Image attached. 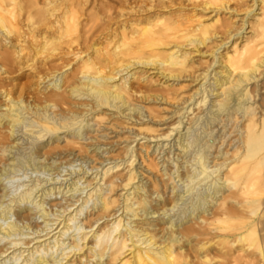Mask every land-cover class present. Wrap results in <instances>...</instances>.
<instances>
[{"label":"bare ground","instance_id":"6f19581e","mask_svg":"<svg viewBox=\"0 0 264 264\" xmlns=\"http://www.w3.org/2000/svg\"><path fill=\"white\" fill-rule=\"evenodd\" d=\"M184 1L125 0L121 5L116 0L101 6L105 13L86 14L80 10L83 0H0V191L21 171L59 169L61 164L50 162L58 154L59 143L54 144L64 132L68 143L82 147L85 133L93 128L86 120L89 115L101 124L109 120L107 109H115L112 117L139 121L133 124L140 125L136 136L147 140L141 146L145 154L127 144L126 173H120V164L101 171L96 189L83 201L86 206L94 201V211L85 227L76 226L79 234L70 244L64 236L86 206L64 216L75 202L61 211L49 210L46 200L77 193L84 176L64 189L31 180L23 190L18 189L25 185H18L19 192L8 203L10 194L4 192L0 242H8L0 245V264L12 253L10 264H212L216 253L225 256L224 250L243 253L235 259L252 255L255 224L264 217V0H253L250 6L258 12L241 24L234 20L238 8L228 7L227 0ZM249 8L248 14L254 11ZM222 11L230 16L223 20ZM207 13L213 14L212 23L207 22ZM207 57L211 58L200 69V61ZM25 68L43 85L36 93L30 90V81L16 83L20 77L15 76L24 75ZM149 70L159 74L158 82ZM14 73L18 74L12 77ZM184 78L195 83L188 96H183L189 88L182 85ZM137 81L157 83L159 89L148 94ZM77 97L85 100L72 103ZM144 99L181 102L173 111L179 120L170 131L159 133L152 126L155 122L143 120L142 108L134 101ZM78 107L83 111L79 113ZM175 131L174 144H167L173 156L163 159L160 167L151 153L160 154L166 145L156 144L150 152L149 140L170 138ZM25 132L30 134L26 139ZM16 140L26 141L29 151ZM225 142L230 148L224 151ZM94 147L97 160L100 147ZM137 158L160 172L162 179L144 183L134 165ZM164 177L175 185H168ZM170 187V195L163 198L162 189ZM119 190L125 193L119 195ZM119 210L122 213L115 217ZM12 211L15 221H9ZM38 215L43 228L30 222ZM110 217L115 218L95 228ZM51 221L58 222L55 229L49 226ZM24 230L40 235L26 240L21 237L31 233ZM257 250L264 255V245Z\"/></svg>","mask_w":264,"mask_h":264},{"label":"rangeland","instance_id":"374dc122","mask_svg":"<svg viewBox=\"0 0 264 264\" xmlns=\"http://www.w3.org/2000/svg\"><path fill=\"white\" fill-rule=\"evenodd\" d=\"M109 1L111 3L116 2V0H83L82 6L80 9L81 13H84V12L86 14L87 13L88 14L105 13V10L102 9V7L108 6V4H109V6L114 4V3L110 4ZM130 1L133 2L135 0H130ZM230 1L231 0L226 1V2H228L227 3L228 7H230V8L235 7L236 9L238 8L237 14L240 12L238 15L235 16L234 20H236V21H240L242 19L251 20L253 17V14H255V12L256 13L258 12V10L255 11L253 9V7H251L254 4L253 0H243V1L242 0H233L231 2ZM117 2H120L121 5L125 4V3L123 4V2H125V0H123V1L117 0ZM180 2H181V0H180ZM184 2H183V4H184ZM41 3H42V1H41ZM238 4L242 5L243 7L239 6ZM248 6L250 7L249 9L254 10L250 14H248L249 13L248 9H247ZM181 7H183V6L177 7L176 9L181 8ZM186 8H188V7H186ZM225 12L226 11H222V13L220 15V18H223V20L230 16V14H227ZM205 16H206L205 18H206L207 22L212 23L213 14L207 13ZM239 23L241 24V21ZM201 48H203V47H201ZM204 50H206V49H204ZM197 58L198 57H195L194 59L197 60ZM210 58L211 57H207L204 60L200 61V62H202V65L199 66L200 69H201V67L203 68L207 65L204 62L209 61ZM203 63H204V65H203ZM199 67H196V69H198ZM215 67H217V66H215ZM63 70H61V71H63ZM138 70H141V68H139ZM22 71L24 72V75L18 76L17 75L19 73L18 72V73L12 74L11 76L13 77V76L17 75L15 77H20L16 81V83H19V82L25 83L26 81H30V82H28L31 85L29 88L32 92L36 93L39 90V88H41L43 85H39L37 82V79L33 78L31 69L25 68V70L23 69ZM149 73H150L151 77H153L152 79L157 80V82L159 81V74L156 75L155 70H149ZM186 74H188V73H186ZM187 80H189V79H187V78L182 79V85H185V86L188 85V87H189V88H186L183 96L189 95V92H191V91H189V89H191V88H192V90L195 89L194 86H193L194 88L192 87V85H195V83L191 84L190 82H187ZM163 81H164V79H163ZM211 82H213V79H211ZM140 83H141V85H143V87H147V88H144L143 90L148 94H153L159 89L157 83H154V82L143 83L142 81L141 82L137 81V84H140ZM198 87L199 86L197 85L196 88H198ZM149 89H152V90H149ZM49 90H50V88L47 91H49ZM147 90H149V91H147ZM198 97L199 96H197V98ZM29 100H31V99H29ZM83 100H85V98L82 99L81 97H77L76 99L73 98L71 100V102L72 103H80V101L83 102ZM194 101L195 100H193V102ZM176 102L174 101V102H172V104H165L163 102H155L153 100L151 101L149 99H144V100H140V101L135 100L134 106H140L142 108L144 121H151V123L155 122V125H152V126L154 128H157L159 130V133H164V132L170 131L173 128L172 124L179 120V118H178L179 114H177V115L173 114V111L178 110L181 107V106L180 107L176 106L177 104L180 105L181 102L180 101H176ZM83 109H84V107L76 108V110L79 113L82 112ZM150 110L155 111V114L157 113V117H155L154 114L150 112ZM114 112H115V109H109V110L107 109V113H108L107 118L109 117V120L107 119V121L101 122V124H98V123H100L98 120L92 119V115H89L88 117H86V120H89V123L91 125H93V128L91 131H89V133H85L84 138L81 140L83 149H81L82 147L75 146V145L72 146V144L68 143V139H66V137H64L65 133L62 132L60 134L61 140H59V142H56L54 144V145H57L59 143V145L56 146V147H58V150H57L58 154L54 155L51 158L52 160H50V162L51 161H55V163L57 162L56 164H58V166L61 164L60 168L55 170L54 172L50 171V172H45V173H34L33 170L21 171L18 173V176H16L15 179L5 181L7 189L1 190L0 196L8 190V192L10 194L6 199V201L8 203L9 199L14 194H17L18 190H23L24 188L27 187V185L31 184L32 183L31 180H34V179L44 180L42 182V185H44V186L47 185L46 187H48V186L52 187L53 185H57V187L61 186L64 189L66 187L65 186L66 184H69L73 181H77L79 178L84 176V178L81 179L79 182V187L81 189L77 193H73V195H72V193H67L66 196L63 194L53 195L46 200V206L49 210H51V209L61 210L63 205H66L67 203L75 202V205H72L71 207H69L68 211L65 212L64 216L68 215L71 212H73L72 213V215H73L78 210H80V208L82 206H86V204L83 201L86 200V198H88L89 193H91L92 191H94V189H96L94 187L100 178L101 171H103L104 168L120 164L121 165V167L119 169L120 173H126L128 171L129 163L126 162V160L128 158L123 160V156L125 154V148H126L127 144H130V147L134 148L138 152L141 151L145 154V150L141 149V146H142V144L146 143L147 140L144 139V136H140V137L136 136L137 133H139V126L140 125H135V126L133 125V124H139V121L137 123L136 119H133V120H130V122H129V120H126V118H124V117L120 118L117 114L114 115V116H116V118H114L110 115ZM197 112L198 111L196 110L195 113H197ZM28 116L31 117L32 120L35 119L34 117H32V115H28ZM187 116H188V114H186V116L183 118L184 123L188 121ZM190 117H194V114L190 115ZM127 121H128V125L126 126L125 124H127L126 123ZM77 126H79V124H77ZM77 126H75V127H77ZM187 127H188V124H187ZM182 129H183V126L181 127L180 130H182ZM184 131H186V129H184L183 132ZM217 132L218 131H216L215 133L217 134ZM25 133L26 134H23V136L26 139L29 137L30 134L28 132H25ZM176 133H177V131L173 132V135L170 138L162 137V138H156V139L152 138V140H149L150 152H152L153 147L156 144L164 143L166 145L163 147L160 154H159V152L151 153L152 157H158L156 159V161L160 162V167L163 164V162H162L163 159L167 160L168 157L171 158L173 156V154H168L169 145H167V144L168 143H170L171 145L174 144V141L177 138ZM19 135H22V133L20 132ZM134 137H136L135 141H133ZM34 138H35V136L33 135L30 138V140L34 139ZM47 138H48V136L45 139H43V141L47 142L46 141ZM227 139H228V137H227ZM15 142L19 143L22 150L26 149V151H29L30 145L26 141L22 143L21 141L16 140ZM226 142H227V140H226ZM226 142L221 147V149H224V151L230 148V146L226 147ZM89 145H93V147L88 149ZM94 146L100 147V150L98 151V153L100 155H97V157H96V158H98L97 160H95L93 158V156L95 155V152H92L93 149L95 148ZM47 149H49V147H47ZM176 156L177 155H175V157ZM44 158H45V156L41 157L40 159L44 161ZM47 161L48 160L46 159L45 162H47ZM69 161H71V162H69ZM10 163L11 162L8 160L7 164H10ZM2 165L3 164H1L0 166H2ZM134 165L136 166L138 171H141L139 175H140V178L143 179L144 183H150L151 181H153L156 178H161L160 172H158L157 170L152 171V170L148 169L147 168L148 165L146 163L143 164L142 160L140 158H137V161L135 162ZM211 165H213V163H211ZM92 166H95L96 168L92 169ZM81 169H84V171L86 170L87 173L84 174L83 171H80ZM163 170H164V167H163ZM114 172H116V169L114 170ZM97 173H99V174L97 176L98 178L95 181V180H93V178L96 176ZM51 178H53V179L50 180L49 183L45 184V181L49 180ZM85 179H86V181H85ZM91 180H93V181H91ZM163 180H166L168 185H170V186L175 185V183H173V181H171V180H168L167 177H164ZM89 181H91L92 184L88 186ZM179 183H181V182H179ZM100 184L104 185V181H101ZM18 185L19 186L25 185V186L17 190L16 187ZM105 187H106V185H105ZM169 190H171V187L168 188L167 190H166V188L162 189L161 193L165 194L163 198L168 197L170 195ZM124 193H125V191H123V190H119V192H118L119 195H123ZM153 197H156V194H154ZM120 203L121 204L123 203L122 196L120 197ZM54 204H56L55 207L53 206ZM93 208H94V201H90L86 207H83L82 213L79 212V214L76 217L77 220L75 219V221L73 222V225H72L73 228L70 230V232L66 236H64L66 243L69 242V244H70L72 242L73 237H76V236L78 237L79 231L77 229H75V228H77L76 226L79 227V225L80 226L83 225V227H85L87 220L90 218V217L87 218V216L90 215L89 213L91 211L92 212L94 211ZM121 213H122V210H119L117 212V214L115 215V217L119 216ZM9 217H10L9 221H15L17 219V216H15V213L13 211L10 213ZM115 217L105 218V219L101 220L99 223H97V225H95V228H97L103 222H105L107 220H111ZM54 218H56V216H51V219H54ZM62 218L63 217H61L60 220H62ZM259 219H260L261 223L258 221ZM259 219L257 220V222L255 224V229H257V230H255V232L253 233L254 235L252 238L254 239L253 240V246L254 247L250 252L252 254L250 257H244L242 259H240V258L235 259L236 255H240L241 252L236 253L234 255L233 253H230L227 250H224V252L226 253L225 256L221 255L220 253H216V257L214 258L212 264H236V262H238L237 264H264V255L261 256V254L257 250L258 247H260V246L263 247V245H264L263 244L264 243V220H263L264 217L259 218ZM0 222H4V221L2 219H0ZM30 222H32L31 224H33V225L38 224L40 226V228H43L45 226V223L43 222V218H40L39 215L36 217H33ZM188 224H191V223L189 222ZM57 225H58V222L55 224V222H53V221H51L49 224L51 229H55L57 227ZM234 225L236 227L238 226V224H235V223H234ZM61 227H62V225L58 229H56L54 232H52L48 237H51L55 232L59 231ZM51 229L43 232L41 235L46 234L47 232L51 231ZM227 230H231V229L228 228ZM87 231H89V229H87ZM24 232H25V234L31 233V234H26L23 237H21V238H24L26 240L33 239L34 237L40 235V234H32V230H27V231L24 230ZM19 238L20 237H16V239H19ZM54 238H55V236L51 240H54ZM6 242H8V240H4V241L0 242V245H4ZM35 243H36V240L33 241L30 244V246L32 247ZM22 247L26 248L27 246L23 245ZM23 248H22V250H25ZM12 250H13V248L10 249L7 252V254H5L3 256L8 255ZM60 252L61 251H59V253ZM17 253H19V252H17ZM25 254H27V252ZM255 254H258V255H255ZM12 256H13V253L10 254L9 257L3 259L2 262L6 261L5 264H10L13 261ZM55 256H57V254H55ZM228 256L232 261L230 259H227L228 260V262H227L226 257H228ZM75 258L76 257H73L71 261H73ZM9 259H12V260L9 261ZM248 259H249V261H248ZM0 260H2V258H0ZM243 261H245V262H243Z\"/></svg>","mask_w":264,"mask_h":264}]
</instances>
